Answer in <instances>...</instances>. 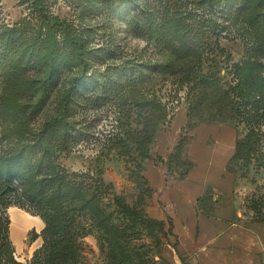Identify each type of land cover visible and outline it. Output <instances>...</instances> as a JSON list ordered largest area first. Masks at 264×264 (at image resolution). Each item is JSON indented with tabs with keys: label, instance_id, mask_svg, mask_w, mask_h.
Masks as SVG:
<instances>
[{
	"label": "rangeland",
	"instance_id": "374dc122",
	"mask_svg": "<svg viewBox=\"0 0 264 264\" xmlns=\"http://www.w3.org/2000/svg\"><path fill=\"white\" fill-rule=\"evenodd\" d=\"M34 1L0 0V24L16 29L17 33L30 34L36 16ZM138 1L139 6L133 9L137 12L133 19L137 23L130 21L132 11L124 17L122 9H114L118 0L42 1L53 15L81 27L91 44L101 50V55L85 74L87 79L82 78L76 84L77 90L72 91L73 98L66 110L73 130L72 150L66 156L61 155L57 165L66 174L90 171V176L100 168L105 183L101 188L103 202L106 209L112 212L118 229H125L124 243L127 252L134 256L131 263L165 264L162 240L168 237L170 242H174L176 239L169 235V230L162 233L150 229L144 221L145 211L153 217L165 216V220L169 216L173 221L178 212L171 198L173 196L170 197L171 186L191 161L198 173L208 176L215 183L209 186L212 187L216 208L220 211L210 217L219 215L223 219L230 217L234 222L264 224V155L261 157L264 154V137L257 158H253L251 153L246 156L239 153L231 164L232 172L227 173L224 160H221L230 151L229 141L237 133L243 136L252 127L245 119L236 123L237 131L224 122L199 123L195 129L188 130L186 114L189 101L186 93L189 86L179 83V79L171 75H148L151 78L143 82L137 91H129V87L120 90L117 82L125 83L126 78L123 73L118 74L115 65L133 61H163V55L151 37V29H156L163 17L164 8L160 3L163 0ZM166 1L177 18L176 22L195 31L193 37L184 41L197 46L202 53L201 67L205 71L219 69V76H225L227 84L233 80L234 64L254 58L252 42L256 40L264 44V0ZM152 9L156 10L154 14ZM16 39L18 42L14 47L26 43L28 46L23 38ZM257 58L264 64V55ZM63 64L58 79H55L56 89L39 112L21 107L26 94H22L19 86L23 77L33 74L31 69L17 75L19 79L8 73L9 78L0 75V149L6 151L20 140L30 138L28 134L19 132L17 127L36 131L44 121L59 113L61 95L73 78L84 75L70 57L63 60ZM127 71L126 76L130 74ZM227 72L230 75H226ZM232 83L235 84V81ZM138 93L139 97L145 98L155 94L167 114L162 130L148 146L151 160L139 159L141 157L135 147L130 154L110 148L111 143L116 141L114 139L123 135V127L131 125L133 133L136 130L140 132L144 127L143 119L137 116L133 107L130 116H125L127 103L133 102ZM124 123L126 126H123ZM260 130L263 132L264 126ZM141 135L138 133V136ZM138 163L142 164V169ZM41 170L45 172V165ZM137 171L146 180L139 179ZM187 195L182 188L176 187L175 199L188 203ZM121 203L127 210L121 208ZM195 213L200 214L196 207ZM4 217L0 225L7 226L12 258L19 264H33L45 243L43 218L25 199L12 203ZM87 231L89 233L80 239L82 251L77 264H118L110 254L113 247L108 244V235L96 228ZM170 254L169 257H172ZM4 259H8L7 255Z\"/></svg>",
	"mask_w": 264,
	"mask_h": 264
},
{
	"label": "trees",
	"instance_id": "16d2710c",
	"mask_svg": "<svg viewBox=\"0 0 264 264\" xmlns=\"http://www.w3.org/2000/svg\"><path fill=\"white\" fill-rule=\"evenodd\" d=\"M42 1L44 0L33 2L36 16L30 34L17 33L16 29L0 24L1 77L5 75L9 78L6 74L8 73L16 75L19 79L17 75H23L31 69L33 74L23 77L19 86L22 94H26L23 95L25 101L21 107L33 108L39 112L49 101L51 92L56 89L57 84L54 83L63 68V60L70 57L84 75L77 77L78 79L73 78L71 85L61 95L60 111L57 115L44 121L36 131L28 127H17L19 132L28 134L30 138L20 140L21 142L6 151L4 148L0 149V222L10 205L20 203L23 199L43 218L45 243L33 264H77L82 251L80 239L89 233V228L102 230L108 235V244L113 247L110 253L113 261L118 264H132L134 256L127 252L124 243L125 229H118L112 212L106 209L103 202L101 188L105 183L101 177L102 170L97 168L92 176L90 171L66 174L57 165V159L61 155H68L72 150L73 130L66 113L69 101L73 98L72 91L77 90L76 84L81 82L82 78L87 79L85 74L94 64L93 61L101 55V50L91 44L87 33L80 29L81 27L53 15ZM118 2L114 9H122L124 17L132 11L130 21L137 23L133 20L137 12H133V9L139 6V1ZM160 3L164 8L163 17L160 18L156 29H151V37L159 53L163 55V61H133L115 65L118 74L123 73L126 78L125 83L117 82V86L121 91L129 87V91L135 92L141 88L143 82L151 78L148 75L160 73L163 76L177 77L179 83L189 86L186 93L189 101L186 114L188 130L195 129L199 123L224 122L237 131L236 123L245 119L252 127L243 136L240 137L237 133L235 137L234 153L225 167V171L231 173V164L239 153L243 156L251 153L253 158L258 157L261 139L264 137V131L260 130V127L264 126V64L257 58L264 55V44L257 43L256 40L252 42L254 58L234 64V73H231L233 80L227 84L225 76H219V69L205 71L201 67L202 53L197 46L184 41L193 37L195 31L176 22L177 18L166 0ZM152 10L154 14L156 10ZM16 38H23L28 42V46L26 43L14 47L18 42ZM127 70L130 71L128 76ZM226 75H230V72ZM232 81H235V84ZM139 96L138 93L133 102L127 103L125 116H130L133 107L137 116L143 119L144 127L140 132L136 130L133 133L130 129L132 126H126L124 123L123 126L127 129L123 127V137L114 139L116 141L113 140L110 148L130 154L131 149L135 147L141 157L139 159L151 160L148 146L162 130L167 114L155 94H151L149 98ZM138 133L142 135L138 136ZM263 155L262 153L261 157ZM43 165L44 173L41 170ZM138 165L142 169V164ZM194 165L193 161L187 164L186 170L173 181L185 180ZM136 176H139V179L144 178L140 177L138 171ZM213 195L212 187H209L204 196L197 200V210L207 217L213 214L217 206ZM121 208L127 210L122 203ZM144 221L150 229L162 233L163 230H169V235L175 236L173 221L169 216L167 220H156L149 217L145 211ZM4 222L7 223L5 217ZM6 227L0 225V264H19L11 256ZM165 245L172 248L180 264H187L178 251L177 239L170 243L166 237L165 241L162 240L161 249ZM6 255L8 259H4ZM161 257L163 261L164 258ZM163 262L171 264L165 259Z\"/></svg>",
	"mask_w": 264,
	"mask_h": 264
},
{
	"label": "crops",
	"instance_id": "0c3cea01",
	"mask_svg": "<svg viewBox=\"0 0 264 264\" xmlns=\"http://www.w3.org/2000/svg\"><path fill=\"white\" fill-rule=\"evenodd\" d=\"M228 154L221 160L227 165L234 153L235 137ZM226 172V171H225ZM192 168L185 180L175 181L171 186L170 197L178 215L173 219V233L178 240V251L187 264H264V224L247 221H231L219 215L215 218L203 214L196 215L197 200L204 196L209 185L215 184L207 176H202ZM176 187L187 192L188 203L175 199ZM169 197V198H170ZM170 198V200H171ZM215 198L213 197V200ZM228 208V207H227ZM220 209H215L218 214ZM213 212V213H214ZM148 214V212H146ZM149 217L165 220V216ZM174 243V242H170ZM172 251V257H169ZM163 256L171 264H180L169 245L162 249ZM166 253V255H165Z\"/></svg>",
	"mask_w": 264,
	"mask_h": 264
}]
</instances>
